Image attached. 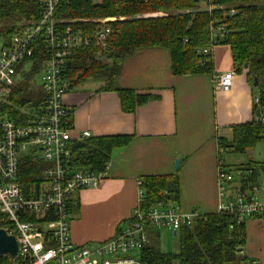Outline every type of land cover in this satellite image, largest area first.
<instances>
[{"label": "trees", "instance_id": "trees-1", "mask_svg": "<svg viewBox=\"0 0 264 264\" xmlns=\"http://www.w3.org/2000/svg\"><path fill=\"white\" fill-rule=\"evenodd\" d=\"M196 4L194 0H104L101 4H92L90 0H70L60 4L54 15L56 19H125L112 24L113 33L108 39L106 50L101 52L104 59L95 58V48L78 49L68 58L63 78L70 82V87L85 80L100 81L102 90L116 92L122 110L132 113L137 106L147 103L152 97L117 87L123 60L140 50L161 48L170 52L172 74H211V54L205 57L201 51L211 45L209 26L213 23L215 27L222 26L225 29V37L217 45L230 47L236 72L243 71L247 65V81L251 86L256 82L253 88L257 91L260 111L264 113V0H213L211 5L214 8L210 12L200 9ZM41 10L39 0H0V36L9 39L28 23L36 21ZM230 10H235V14L229 15ZM151 13L164 15L143 17ZM81 29L89 33L90 26H82ZM30 61L29 67L26 62L17 67L21 80L14 87L8 103L0 106V113H5L16 124L24 123L27 115L42 104L43 92L35 81L43 59L36 51ZM68 121V124L73 122L72 111ZM232 132L230 142H219L222 150L220 158L224 154H245L255 144L264 142V126L254 121L235 126ZM130 141V136L101 135L75 142L71 145L72 170L80 173L104 172L114 151L126 147ZM46 165L33 156H23L19 164L23 188L39 182ZM230 170L234 179L245 185L248 182L258 185L264 180V162L249 160L244 167ZM138 189L143 192L138 203L141 211L158 205L175 206L179 200L178 173L144 177ZM245 221L237 222L231 215L205 214L192 226H184L176 232L179 244L177 254L162 253L151 242L155 238L151 235L139 250L140 262L233 264L238 261V250L245 246ZM128 223L129 220L124 222ZM0 264L11 263L0 260Z\"/></svg>", "mask_w": 264, "mask_h": 264}, {"label": "built area", "instance_id": "built-area-1", "mask_svg": "<svg viewBox=\"0 0 264 264\" xmlns=\"http://www.w3.org/2000/svg\"><path fill=\"white\" fill-rule=\"evenodd\" d=\"M42 10L36 21L28 23L9 39L0 36V106L7 104L14 87L21 80L17 67L30 60L38 51L43 59L41 68L42 104L27 115V120L16 124L5 113H0V230L13 237L17 244L14 256L1 254L0 260L11 264H141L139 250L148 242L150 229L192 226L205 217L198 210L183 212L175 206H155L141 211L138 206L128 224L119 227L113 238L97 244L76 246L69 237L70 205L76 195L99 186L106 177L101 173H80L72 170L71 145L90 138L89 132L73 135L68 124L70 107L64 96L70 82L63 78V69L73 52L92 47L96 59H104L101 52L113 33L112 24L124 17L56 19L55 12L70 0H39ZM92 1V0H90ZM100 0L98 4L103 3ZM213 0H198V7L210 12ZM230 10L229 15H234ZM151 13L143 17H158ZM90 26L89 33L81 27ZM222 26H209L210 47L201 54L205 57L225 37ZM234 72L214 75V90H225ZM256 113L253 121L264 126L258 96L253 99ZM216 182L219 202L215 213L230 216L237 222L264 213V181L258 185L242 184L223 164L222 150L218 149ZM29 155L47 164L40 181L23 188L19 170L20 160ZM139 201L143 192L139 189Z\"/></svg>", "mask_w": 264, "mask_h": 264}, {"label": "crops", "instance_id": "crops-1", "mask_svg": "<svg viewBox=\"0 0 264 264\" xmlns=\"http://www.w3.org/2000/svg\"><path fill=\"white\" fill-rule=\"evenodd\" d=\"M210 60L211 74L174 75L166 49H144L125 58L117 87L152 97L132 113L124 112L117 93L102 90L100 81L85 80L69 88L64 104L72 110L74 136L89 132L91 137H131L130 144L112 154L99 186L81 191L70 205L72 244L113 238L133 216L139 182L148 176L177 172L180 210L216 212L219 142H230L235 126L253 121V99L258 95L246 70L236 72L228 45L214 46ZM230 71L235 74L229 87L214 90V75ZM251 152L224 154L223 164L230 169L244 167L253 161ZM244 228L245 246L235 264H264V213L248 218ZM151 235L157 238L159 230L150 229L148 238Z\"/></svg>", "mask_w": 264, "mask_h": 264}, {"label": "rangeland", "instance_id": "rangeland-1", "mask_svg": "<svg viewBox=\"0 0 264 264\" xmlns=\"http://www.w3.org/2000/svg\"><path fill=\"white\" fill-rule=\"evenodd\" d=\"M91 2L92 4H98L100 0H92ZM41 77V73H39L36 77L35 84L37 86L41 85ZM36 85H34V87H36ZM250 155L254 162H264V142L262 141L255 144V147L252 149ZM151 242L155 244L157 249H159L162 253L177 254L179 252V244L177 243L178 239L173 236V233L170 230H159V236L154 238Z\"/></svg>", "mask_w": 264, "mask_h": 264}, {"label": "water", "instance_id": "water-1", "mask_svg": "<svg viewBox=\"0 0 264 264\" xmlns=\"http://www.w3.org/2000/svg\"><path fill=\"white\" fill-rule=\"evenodd\" d=\"M194 2H198V0H194ZM247 69V65L244 66V70ZM254 87H256V82L254 81L253 84ZM179 165V160L175 161L174 169L177 170ZM173 235H176L175 232H173ZM242 249H239L238 252H241ZM17 252V244L13 237L7 236L4 231L0 230V255L1 254H8L11 256H14Z\"/></svg>", "mask_w": 264, "mask_h": 264}]
</instances>
